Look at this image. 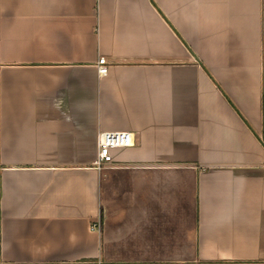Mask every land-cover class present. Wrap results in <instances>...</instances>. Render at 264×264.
<instances>
[{
	"label": "crops",
	"instance_id": "crops-1",
	"mask_svg": "<svg viewBox=\"0 0 264 264\" xmlns=\"http://www.w3.org/2000/svg\"><path fill=\"white\" fill-rule=\"evenodd\" d=\"M98 262L264 264V0H0V264Z\"/></svg>",
	"mask_w": 264,
	"mask_h": 264
},
{
	"label": "built area",
	"instance_id": "built-area-1",
	"mask_svg": "<svg viewBox=\"0 0 264 264\" xmlns=\"http://www.w3.org/2000/svg\"><path fill=\"white\" fill-rule=\"evenodd\" d=\"M99 73L101 75L107 72L108 65L106 59L101 58L98 62ZM134 146V135L130 132H103L98 136V155L94 163L98 170L104 169L114 162L113 151L126 149ZM100 224L92 226V230L100 231ZM97 264H104L98 262Z\"/></svg>",
	"mask_w": 264,
	"mask_h": 264
},
{
	"label": "trees",
	"instance_id": "trees-1",
	"mask_svg": "<svg viewBox=\"0 0 264 264\" xmlns=\"http://www.w3.org/2000/svg\"><path fill=\"white\" fill-rule=\"evenodd\" d=\"M231 103V102H230ZM236 110V109H235ZM238 112V111H237Z\"/></svg>",
	"mask_w": 264,
	"mask_h": 264
}]
</instances>
